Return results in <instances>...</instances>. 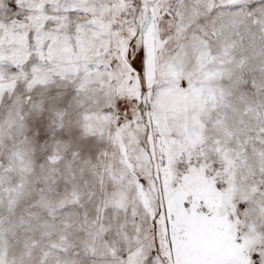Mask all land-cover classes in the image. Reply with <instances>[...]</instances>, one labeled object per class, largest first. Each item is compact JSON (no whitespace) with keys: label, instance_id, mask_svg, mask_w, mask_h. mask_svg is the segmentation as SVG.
I'll return each instance as SVG.
<instances>
[{"label":"rangeland","instance_id":"rangeland-1","mask_svg":"<svg viewBox=\"0 0 264 264\" xmlns=\"http://www.w3.org/2000/svg\"><path fill=\"white\" fill-rule=\"evenodd\" d=\"M0 264H264V0H0Z\"/></svg>","mask_w":264,"mask_h":264}]
</instances>
